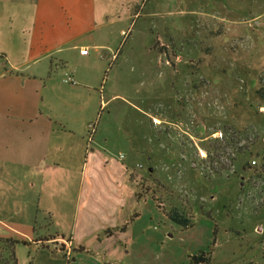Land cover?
Listing matches in <instances>:
<instances>
[{
	"label": "rangeland",
	"instance_id": "1",
	"mask_svg": "<svg viewBox=\"0 0 264 264\" xmlns=\"http://www.w3.org/2000/svg\"><path fill=\"white\" fill-rule=\"evenodd\" d=\"M95 9L108 48L97 54L84 35L90 56L72 64L104 69L94 86L111 99L101 109L97 95L96 176L117 178L106 158L127 162V251L115 239L108 262L190 264L211 253V264H264V0H96ZM175 209L194 226L170 220ZM31 256L19 247L23 264Z\"/></svg>",
	"mask_w": 264,
	"mask_h": 264
},
{
	"label": "crops",
	"instance_id": "2",
	"mask_svg": "<svg viewBox=\"0 0 264 264\" xmlns=\"http://www.w3.org/2000/svg\"><path fill=\"white\" fill-rule=\"evenodd\" d=\"M95 6L0 0V246L27 243L14 248L17 264L21 245L35 254L30 264H111L106 250L115 239L127 251V162L122 154L115 167L106 158L104 169L118 176L100 180L89 149L98 134L97 95L101 109L111 100L94 86L104 69L72 64L90 56L78 45L84 35L97 54L108 48L96 35ZM67 74L77 85L64 82ZM54 225L61 229L53 233Z\"/></svg>",
	"mask_w": 264,
	"mask_h": 264
},
{
	"label": "trees",
	"instance_id": "3",
	"mask_svg": "<svg viewBox=\"0 0 264 264\" xmlns=\"http://www.w3.org/2000/svg\"><path fill=\"white\" fill-rule=\"evenodd\" d=\"M211 155V153L209 152V156ZM138 214L135 215V219L138 218ZM167 217L180 224L181 227L185 230L192 228L194 226L193 222L191 221V219L186 216L183 215L182 213H180V211H177L176 209L171 211L170 213H168ZM19 243L22 244H27L26 242H19V241H13V240H8L5 241L4 244L9 247V253H7L8 258L5 257V254H1L0 253V264H17V258H16V254H15V246ZM211 253H202L199 256H193L190 258V264H211V260L210 257Z\"/></svg>",
	"mask_w": 264,
	"mask_h": 264
},
{
	"label": "built area",
	"instance_id": "4",
	"mask_svg": "<svg viewBox=\"0 0 264 264\" xmlns=\"http://www.w3.org/2000/svg\"><path fill=\"white\" fill-rule=\"evenodd\" d=\"M89 50L88 49H83L82 51H81V54L82 55H88L89 54ZM64 82L66 83V84H70V85H77V81L74 79V77L72 76V75H70V74H67L66 75V77H65V79H64ZM63 244H65V241L63 242Z\"/></svg>",
	"mask_w": 264,
	"mask_h": 264
}]
</instances>
